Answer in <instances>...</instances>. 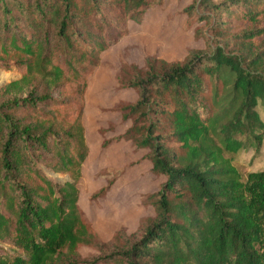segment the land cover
Wrapping results in <instances>:
<instances>
[{
    "label": "trees",
    "instance_id": "16d2710c",
    "mask_svg": "<svg viewBox=\"0 0 264 264\" xmlns=\"http://www.w3.org/2000/svg\"><path fill=\"white\" fill-rule=\"evenodd\" d=\"M162 1L0 0V68L21 73L0 86V264H264V168L234 161L264 138V0H193L204 47L122 65L138 96L115 106L131 120L115 139L165 176L156 215L105 241L80 204L89 78Z\"/></svg>",
    "mask_w": 264,
    "mask_h": 264
},
{
    "label": "rangeland",
    "instance_id": "374dc122",
    "mask_svg": "<svg viewBox=\"0 0 264 264\" xmlns=\"http://www.w3.org/2000/svg\"><path fill=\"white\" fill-rule=\"evenodd\" d=\"M192 1L163 0L152 6L140 22L130 21L128 34L103 52L101 65L89 78L84 124L90 152L78 186L80 204L105 241L117 229L135 231L143 221L156 215L147 196L158 191L165 180L164 175L152 171L147 147H138L130 139H115L131 124L115 106L122 101H134L138 96L133 88L120 85L118 74L125 62L142 66L150 55L182 59L191 48L204 47V38L195 32L198 23H192L184 10ZM20 75L17 70L0 68V86ZM258 107L264 120V100ZM105 140L109 142L107 145L103 144ZM234 161L244 175L263 169L264 138L258 147L241 148ZM49 174L64 176L54 171ZM108 184L105 196L92 197ZM5 246L12 250L9 244ZM95 252L89 247L81 248L83 256Z\"/></svg>",
    "mask_w": 264,
    "mask_h": 264
}]
</instances>
